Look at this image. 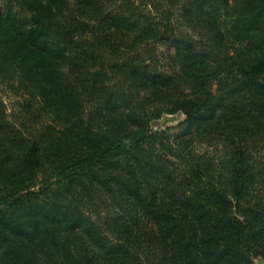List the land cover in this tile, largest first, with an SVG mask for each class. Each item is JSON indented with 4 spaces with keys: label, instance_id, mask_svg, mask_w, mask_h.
<instances>
[{
    "label": "trees",
    "instance_id": "trees-1",
    "mask_svg": "<svg viewBox=\"0 0 264 264\" xmlns=\"http://www.w3.org/2000/svg\"><path fill=\"white\" fill-rule=\"evenodd\" d=\"M259 258L264 0H0V264Z\"/></svg>",
    "mask_w": 264,
    "mask_h": 264
},
{
    "label": "rangeland",
    "instance_id": "rangeland-1",
    "mask_svg": "<svg viewBox=\"0 0 264 264\" xmlns=\"http://www.w3.org/2000/svg\"><path fill=\"white\" fill-rule=\"evenodd\" d=\"M221 12V13H220ZM229 12H227V9L225 7H222L219 10L218 14V20L222 24H226L227 22L230 21V16ZM224 86V82L220 81L219 79H215L212 81L211 88L214 91H220ZM8 108L9 112L14 113L17 111V107L12 104L11 102L8 103ZM185 118V114L179 112L177 114H172V115H164L160 120L157 122L158 127H166L168 125H176L179 121L183 120ZM255 264H264V258H259Z\"/></svg>",
    "mask_w": 264,
    "mask_h": 264
}]
</instances>
